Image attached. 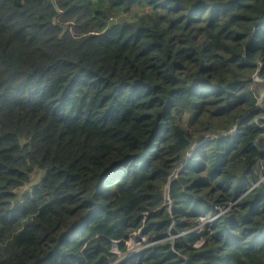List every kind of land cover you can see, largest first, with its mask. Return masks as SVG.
<instances>
[{"label":"trees","instance_id":"trees-1","mask_svg":"<svg viewBox=\"0 0 264 264\" xmlns=\"http://www.w3.org/2000/svg\"><path fill=\"white\" fill-rule=\"evenodd\" d=\"M263 92L264 0H0V264H264Z\"/></svg>","mask_w":264,"mask_h":264},{"label":"rangeland","instance_id":"rangeland-1","mask_svg":"<svg viewBox=\"0 0 264 264\" xmlns=\"http://www.w3.org/2000/svg\"><path fill=\"white\" fill-rule=\"evenodd\" d=\"M262 96H264V92L262 93ZM43 176V174L41 173L40 174V177H42ZM33 182V181H32ZM214 218H210V219H207V220H204L203 218H199V220L197 221L199 224L198 225H196L193 229H192V232H194L195 230L199 233L200 232V230H201V227H202V225L204 224V223H210L212 220H213ZM173 240L174 238L173 237H170L169 238V240ZM144 242V239H140L139 237H138V235L137 234H134V236L133 237H131V239L128 241V243H127V253L126 254H128V253H130V252H132V253H134V252H136V251H138L139 249H143V248H145V247H147L148 246V244H144L143 243ZM201 241L200 242H198L197 244H196V247L198 248V247H200L201 246ZM118 253V252H117ZM122 256L120 255V258H121Z\"/></svg>","mask_w":264,"mask_h":264},{"label":"built area","instance_id":"built-area-1","mask_svg":"<svg viewBox=\"0 0 264 264\" xmlns=\"http://www.w3.org/2000/svg\"><path fill=\"white\" fill-rule=\"evenodd\" d=\"M209 223V222H208ZM172 240V239H171ZM144 243V242H143ZM145 244V243H144ZM139 250H141V249H139ZM138 250V251H139ZM137 252V251H136ZM113 253H115V254H117L118 256H120V254L119 253H117V251L115 250V249H113ZM135 253V252H134ZM131 254H133L132 252H130V253H128V254H126V256L125 257H128L129 255H131Z\"/></svg>","mask_w":264,"mask_h":264}]
</instances>
